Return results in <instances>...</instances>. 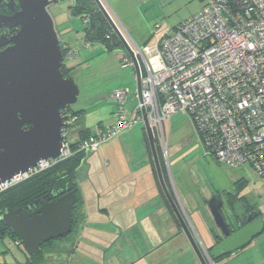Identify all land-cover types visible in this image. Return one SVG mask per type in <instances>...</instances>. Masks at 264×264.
I'll use <instances>...</instances> for the list:
<instances>
[{"label": "built area", "instance_id": "built-area-1", "mask_svg": "<svg viewBox=\"0 0 264 264\" xmlns=\"http://www.w3.org/2000/svg\"><path fill=\"white\" fill-rule=\"evenodd\" d=\"M155 29L135 48L125 37L139 65V102L131 116L125 114L129 91L116 89L115 123L97 128L82 148L96 151L142 121V109L163 146V123L180 113L189 120L204 155L230 170L249 168L264 186V0H205L197 13L174 27ZM122 65L134 67L126 53ZM62 117L59 158L70 154L69 133L76 121L66 107ZM51 161H40L0 183V192Z\"/></svg>", "mask_w": 264, "mask_h": 264}, {"label": "water", "instance_id": "water-1", "mask_svg": "<svg viewBox=\"0 0 264 264\" xmlns=\"http://www.w3.org/2000/svg\"><path fill=\"white\" fill-rule=\"evenodd\" d=\"M94 1L121 41L124 53L134 63L139 99V65L134 52L103 3ZM16 2L18 10L11 15L0 13V27L18 28L9 37L0 35V183L22 175L40 161L60 157L64 136L62 110L74 104L79 93L75 81L64 77L60 70L66 55L60 48L54 20L48 11L53 0H10V7ZM142 122L167 200L200 263L207 264L165 184L145 109H142ZM203 159L218 190L227 193L234 190L228 175L213 157L208 154ZM53 197L35 208L19 207L0 215V222L15 235L28 255H36L43 243L71 231L74 191L53 192ZM223 203L218 195L207 202L210 216L222 233V239L208 248L207 256L214 261L237 251L264 228L262 217L255 214L248 217L246 225L230 233ZM234 215L237 217L238 213L235 211Z\"/></svg>", "mask_w": 264, "mask_h": 264}, {"label": "crops", "instance_id": "crops-1", "mask_svg": "<svg viewBox=\"0 0 264 264\" xmlns=\"http://www.w3.org/2000/svg\"><path fill=\"white\" fill-rule=\"evenodd\" d=\"M81 28L65 27L62 31L70 48L66 65L72 68L78 57L87 56L90 49L106 52L98 43H86ZM123 54L121 51V56ZM132 70L136 75L134 67ZM134 89L135 97L129 94L126 99L128 117L139 102L136 76ZM109 100L112 106V97ZM107 109L112 115L114 107ZM77 110H80L77 135L72 141L79 138L80 130L95 131L113 121L104 122L100 118L90 128L85 108ZM111 115L105 119L110 120ZM134 137H137V146L133 144ZM157 148L161 154L159 144ZM164 167L166 170L165 162ZM181 176L171 178L166 170L164 181L207 264H246V249L242 248L248 243L216 261L209 259L208 248L216 242L209 229L210 213L202 204L207 197L202 194L204 189L198 191L193 182L186 188ZM194 176L190 175L191 180ZM76 179L79 206L71 231L46 245L40 264H201L162 189L144 125L141 130L133 128L122 133L96 153H88L77 170ZM181 183L184 186L180 187ZM24 254L26 260L27 253Z\"/></svg>", "mask_w": 264, "mask_h": 264}, {"label": "rangeland", "instance_id": "rangeland-1", "mask_svg": "<svg viewBox=\"0 0 264 264\" xmlns=\"http://www.w3.org/2000/svg\"><path fill=\"white\" fill-rule=\"evenodd\" d=\"M100 1L118 28L122 31L124 37L135 48V46H142L145 40L156 31L155 25H160L161 29L172 28L180 20L197 13L204 5L205 0ZM50 12L54 16L59 29L62 31L65 27L73 26L76 29L83 26L81 20L78 18L69 17L67 0H59L50 9ZM77 22L79 24L75 25ZM88 52L87 56L83 58L78 57L76 63L73 64L70 76L77 84L79 93L77 101L70 106L74 110L82 107L85 108L88 125L91 126L90 128L100 118L104 122L113 120L110 125L107 124L104 126L110 127L116 121V105L112 100L114 104H112L114 107L113 114H110L112 118L110 120L105 119L110 116L107 107H112L109 98L112 97L116 89H127L131 97L134 98L136 75L131 65H122V61L120 60L121 51L108 53L102 50L94 52L90 49ZM100 109H103L101 110L102 113L99 112ZM125 110L128 111L127 103ZM77 123L76 121L70 130L69 140H73L77 135ZM142 125V121L134 122V124L122 133L124 134L133 128L141 130ZM120 135L103 143L97 150L103 145L117 139ZM153 135L156 136L155 145L158 146L159 144L161 147L162 153L160 155L165 162L167 175H170L171 178H174L175 175H183L181 177L185 182L186 188V185L189 186V183L191 184L193 182L194 187L198 191L204 189L202 194L208 197L207 186L210 187V184L206 185V183L212 181L214 183V180L205 166L203 159L204 153L196 140L189 120L180 113L171 115L170 119L163 123V146L162 140H159L155 130ZM132 141L134 146H137V137H134ZM163 148L165 149V153L163 152ZM90 152L92 151L88 153ZM221 168L232 178L238 179L239 176H243L248 179L249 182L247 184L245 183V191L249 195L250 201L256 203L258 208L263 212V180L260 177L258 178L247 167L240 170H230L224 166ZM190 175H195L192 177V180ZM200 175H206L208 178H203V180ZM181 186L184 185L181 183ZM45 247L46 245L43 246V253ZM242 249H246V264H262L264 262V230ZM15 262H25L24 249L22 245L18 246L15 240L8 235L2 236L0 238V264H15Z\"/></svg>", "mask_w": 264, "mask_h": 264}, {"label": "trees", "instance_id": "trees-1", "mask_svg": "<svg viewBox=\"0 0 264 264\" xmlns=\"http://www.w3.org/2000/svg\"><path fill=\"white\" fill-rule=\"evenodd\" d=\"M58 1L59 0H53L48 6L50 14V9ZM67 12L69 17L78 18L83 22L81 30L86 43H98L109 53L124 50L121 41L110 27L94 0H67ZM51 16L54 20L55 28L60 39V48L63 53H67L70 48L63 39L62 30L59 29L54 16L52 14ZM120 58L122 61L124 54ZM71 68L70 65L67 66L62 64L60 70L64 77H71L69 73ZM66 109L69 110L72 115L76 116V121L78 122V114L80 113V110H74L71 106H66ZM92 134H94V131H87V129L80 130L79 138L77 140L68 141L70 149V154L68 156L51 161L44 169L29 175V177L20 180L1 191L0 215L5 211H10L19 207L28 208L30 206L35 208L42 202L53 200V192L61 190L64 192L74 191L76 202L71 208L73 224L76 218V209H78L79 206L76 173L85 161L88 153V150L82 148V143ZM157 147L158 146H156V151L165 180L166 170ZM247 182H249L248 179ZM5 235H8L13 238L15 242H18L15 235L0 222V238ZM52 241L53 240L43 243L41 245L42 250L36 255L26 254L27 258L24 263L15 262V264H40L43 259V246L50 244ZM17 245L20 246L21 244L18 242Z\"/></svg>", "mask_w": 264, "mask_h": 264}, {"label": "flooded vegetation", "instance_id": "flooded-vegetation-1", "mask_svg": "<svg viewBox=\"0 0 264 264\" xmlns=\"http://www.w3.org/2000/svg\"><path fill=\"white\" fill-rule=\"evenodd\" d=\"M18 10L17 2L13 5V7H10V0H1L0 2V13L4 15H11L14 11ZM18 30L17 27L15 28H7L5 26L0 27V35H6L11 36ZM231 183L234 186V190L229 191L228 193L226 191H220L218 190L215 183L210 182V187L208 189V197L203 199L202 204L207 207L208 200L213 195H218L223 200V214L225 215L224 218L227 219L229 222V230L230 233L236 231L238 227H242L246 225L248 221L249 216H253L256 214V217H262V214L260 209L258 208L256 203H253L250 201L249 195L245 191V187L247 182V178L243 176H239L238 179L232 178L231 176H228ZM246 183V184H245ZM235 209V210H234ZM235 211L238 213V216L236 217L234 215ZM263 220V219H262ZM211 221V232L215 236V242L217 243L222 239V233L220 230L216 227L215 223L212 220V217L210 216ZM264 222V220H263Z\"/></svg>", "mask_w": 264, "mask_h": 264}, {"label": "clouds", "instance_id": "clouds-1", "mask_svg": "<svg viewBox=\"0 0 264 264\" xmlns=\"http://www.w3.org/2000/svg\"><path fill=\"white\" fill-rule=\"evenodd\" d=\"M112 18V17H111ZM122 32V31H121ZM66 55V58L64 59V63L63 64H67V62L69 61V57H70V50L67 53H64Z\"/></svg>", "mask_w": 264, "mask_h": 264}]
</instances>
